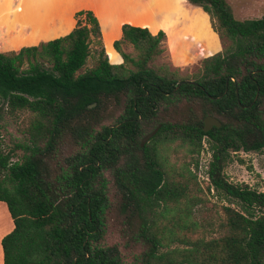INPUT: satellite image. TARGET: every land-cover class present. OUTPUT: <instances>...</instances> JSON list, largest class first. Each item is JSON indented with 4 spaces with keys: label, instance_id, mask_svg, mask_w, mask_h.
I'll return each mask as SVG.
<instances>
[{
    "label": "trees",
    "instance_id": "1",
    "mask_svg": "<svg viewBox=\"0 0 264 264\" xmlns=\"http://www.w3.org/2000/svg\"><path fill=\"white\" fill-rule=\"evenodd\" d=\"M187 1L223 46L193 73L158 64L165 31L130 24L114 42L123 63L112 64L85 10L68 35L0 53V121L24 122L8 151L0 124V202L15 226L3 264H264V192L225 174L234 154L264 152V16ZM209 116L222 126L204 132ZM204 141L206 190L195 171ZM175 144L190 161L171 163ZM114 214L143 248L131 263L107 243Z\"/></svg>",
    "mask_w": 264,
    "mask_h": 264
},
{
    "label": "rangeland",
    "instance_id": "2",
    "mask_svg": "<svg viewBox=\"0 0 264 264\" xmlns=\"http://www.w3.org/2000/svg\"><path fill=\"white\" fill-rule=\"evenodd\" d=\"M51 1V0H50ZM57 0H53L56 3ZM233 9L234 16L238 20L260 19L264 16V0H227ZM7 15L1 16L0 27L8 29L5 38L0 39V48L18 45L19 42L10 41L11 32L15 29L14 20L10 18L12 12L21 11V7H16L14 0L7 2ZM18 9V11H17ZM45 13V12H43ZM97 18L100 20L102 33L106 41V52L110 55L111 62L119 59V54L112 48L111 42L117 37L119 27L123 22H129L131 25L144 27L154 32L159 28L167 30L171 40L174 35L175 18L184 22L185 38L191 37L199 40V45L203 53H209L208 46L211 44V34L207 25L203 21V17L197 11L196 7L191 5L187 0H104L99 5ZM37 25L42 26L46 23L47 13L36 15ZM168 36V35H167ZM169 37L167 39V42ZM167 47V57L158 61V64L170 63L173 67L183 70L182 72L193 73L198 69L200 58L193 64L185 67L175 65V60L172 53ZM171 46L173 42H170ZM204 45V46H203ZM126 52H133V48L128 45L122 46ZM2 126L1 134L4 138L6 150L14 148L16 144L23 140L21 130L24 122L22 118L5 116L0 121ZM21 151H18L20 154ZM171 163L178 166L184 161H190L182 147L177 144L169 151ZM211 159L210 147L207 141L203 143V149L198 157L199 167L197 172L201 186L206 190L209 186V181L205 175L208 169V164ZM231 162L225 169V174L233 183H245L249 186L264 192V152L244 153L240 152L233 155ZM107 178L110 180L109 174ZM111 194L114 195L112 182L110 184ZM213 195V192H212ZM211 195V196H212ZM216 199L213 198L212 202ZM109 245H119L126 261L133 262L134 255L142 251V246L136 245L129 239L127 229L124 227L122 220L116 215L111 216L109 224V233L107 237Z\"/></svg>",
    "mask_w": 264,
    "mask_h": 264
},
{
    "label": "crops",
    "instance_id": "3",
    "mask_svg": "<svg viewBox=\"0 0 264 264\" xmlns=\"http://www.w3.org/2000/svg\"><path fill=\"white\" fill-rule=\"evenodd\" d=\"M8 0H0V18L7 15ZM104 0H14L15 8L21 7V11L12 12L10 18L15 22V29L11 32L10 41L19 42L18 45L9 46L7 48H0V53L18 51L23 47L38 46L43 42H49L71 33L76 27V13L80 11H92L97 17L99 5ZM196 7V6H195ZM197 11L203 17V21L208 27L211 34V44L208 46L209 53H203L201 50L199 40L187 37L184 35V22L175 18L174 21V37L171 40L167 33L169 40L167 46L172 53L175 60V65L178 67H185L193 64L197 59H204L220 53L223 49L219 35L213 30L209 15L203 11L202 8L196 7ZM47 13L46 23L42 26L37 25L36 15H43ZM100 21V20H99ZM129 22H123L118 31L117 37L111 42L114 48V42L122 38V27ZM131 25V24H130ZM134 26V25H132ZM160 30L166 31L165 28H159L152 32L157 34ZM8 29L0 27V39L5 38ZM103 41L106 49V41L103 32ZM173 42L171 46L170 42ZM204 46V45H203ZM115 49V48H114ZM107 51V50H106ZM118 53V52H117ZM119 54V53H118ZM112 64H122L123 58L119 54V59L112 61ZM14 222L9 213L8 207L5 203L0 202V264H3V248L2 239L11 233L14 229Z\"/></svg>",
    "mask_w": 264,
    "mask_h": 264
},
{
    "label": "water",
    "instance_id": "4",
    "mask_svg": "<svg viewBox=\"0 0 264 264\" xmlns=\"http://www.w3.org/2000/svg\"><path fill=\"white\" fill-rule=\"evenodd\" d=\"M228 82V81H227ZM185 83H188L187 81H183L179 84V87ZM191 84H195L194 82H190ZM95 105H92L90 107H93ZM222 123L220 122L219 119H217L216 117L213 116H209L206 118L205 123H204V132H209L211 131L214 127H221ZM160 129V126L157 127L153 132H151L150 134H148L146 137L143 138L142 142H141V147H145V145L158 133Z\"/></svg>",
    "mask_w": 264,
    "mask_h": 264
}]
</instances>
